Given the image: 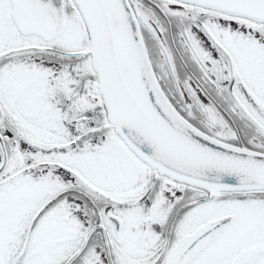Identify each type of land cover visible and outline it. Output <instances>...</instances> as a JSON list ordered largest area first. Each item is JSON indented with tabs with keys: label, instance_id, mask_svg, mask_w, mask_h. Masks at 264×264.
Here are the masks:
<instances>
[{
	"label": "snow or ice",
	"instance_id": "1",
	"mask_svg": "<svg viewBox=\"0 0 264 264\" xmlns=\"http://www.w3.org/2000/svg\"><path fill=\"white\" fill-rule=\"evenodd\" d=\"M0 264H264V0H0Z\"/></svg>",
	"mask_w": 264,
	"mask_h": 264
}]
</instances>
